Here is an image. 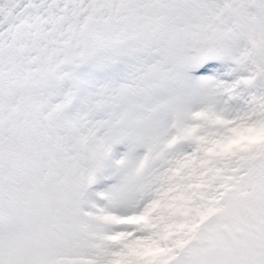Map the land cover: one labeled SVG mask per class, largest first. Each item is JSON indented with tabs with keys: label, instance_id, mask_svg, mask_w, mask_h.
<instances>
[{
	"label": "snow or ice",
	"instance_id": "6c2138e0",
	"mask_svg": "<svg viewBox=\"0 0 264 264\" xmlns=\"http://www.w3.org/2000/svg\"><path fill=\"white\" fill-rule=\"evenodd\" d=\"M0 264H264V0H0Z\"/></svg>",
	"mask_w": 264,
	"mask_h": 264
}]
</instances>
